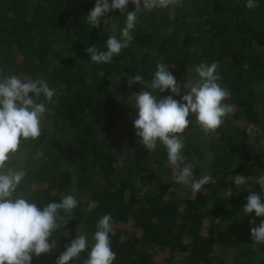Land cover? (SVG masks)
<instances>
[{"label":"trees","instance_id":"1","mask_svg":"<svg viewBox=\"0 0 264 264\" xmlns=\"http://www.w3.org/2000/svg\"><path fill=\"white\" fill-rule=\"evenodd\" d=\"M246 2L180 0L141 11L129 46L111 63H96L86 48L106 51L126 12L109 13L113 33L86 22L95 0H0V78L43 79L55 92L50 103L43 95L37 101L48 109L41 135L22 140L8 162L25 173L14 195L41 210L61 194L78 201L71 215L61 210L68 223L50 238L52 251L32 264H55L65 245L84 234L88 247L72 262L83 264L105 214L112 217L113 264H264V244L252 243L250 225L264 217L243 210L252 191L264 199L256 183L264 175V0L253 9ZM134 7L129 3L127 11ZM157 62L179 83L198 79L200 63L218 62V83L231 93L224 103L233 113L216 132L205 135L190 114L183 133L182 155L194 165V178H213L196 195L174 182L162 144L148 151L135 135L132 95L142 85L129 87L128 79L140 74L150 81ZM121 156L122 166H115ZM235 175L246 183L237 187L229 180Z\"/></svg>","mask_w":264,"mask_h":264},{"label":"clouds","instance_id":"2","mask_svg":"<svg viewBox=\"0 0 264 264\" xmlns=\"http://www.w3.org/2000/svg\"><path fill=\"white\" fill-rule=\"evenodd\" d=\"M180 0H95L94 7L85 16L92 28H99L115 33L116 25L111 23L109 13L119 10L126 12L125 26L120 35H110L106 40V51L92 44L86 48L90 60L96 63H111L122 49H126L134 39L132 30L138 22L141 11L166 9L177 5ZM129 3L134 10L127 11ZM255 0H247L246 7H257ZM111 24L109 29L107 26ZM218 62L200 63L195 72L198 79L184 80L179 83L169 66L157 62L156 71L150 81L136 74L128 79L131 87L135 83L142 85L138 93H133V103L137 109V117L133 124L139 142L148 150L154 151L157 143L162 144L167 152L168 163L174 168L173 180L177 184L190 186L196 195L204 186L212 183L211 175H203L199 179L193 176L194 165L185 163L182 155L185 147L183 133L191 124L190 114L205 135L216 132L227 116L233 113V106L224 103L230 99L231 93L218 81ZM184 94L181 96V92ZM170 91L171 95L158 98L159 93ZM158 94H153V93ZM31 94V95H30ZM43 95L51 102L55 92L43 79H23L15 74L0 78V264H32L33 257L52 251L53 233L68 223H64L65 214L71 215L78 201L74 195H62L60 202H51L41 210L36 203L24 196H16L18 186L25 173L8 166L12 156L18 152L22 140L36 139L41 135L44 114L48 111L44 102H37ZM180 97L179 100L173 97ZM254 126L249 127V133ZM123 156L115 166H122ZM183 165V167H181ZM237 187L246 183V177L235 175L229 178ZM256 183L264 191V175L257 178ZM233 195L232 188L225 191L226 197ZM243 206L245 214L255 213L256 217H264V199L261 194L252 191ZM111 214H105L97 222L94 234L95 243L91 247L88 258L83 264H113L116 253L111 248L109 234L112 232ZM251 239L254 244H264V220L256 225L250 220ZM69 233L65 231L64 236ZM88 247L87 237L77 234L65 250L56 258L55 264H72L80 257V253Z\"/></svg>","mask_w":264,"mask_h":264},{"label":"rangeland","instance_id":"3","mask_svg":"<svg viewBox=\"0 0 264 264\" xmlns=\"http://www.w3.org/2000/svg\"><path fill=\"white\" fill-rule=\"evenodd\" d=\"M118 132H122L121 130H117ZM126 136H129V134H126Z\"/></svg>","mask_w":264,"mask_h":264}]
</instances>
